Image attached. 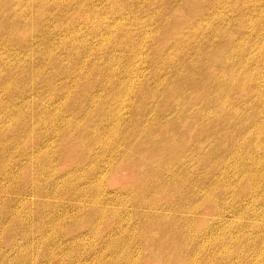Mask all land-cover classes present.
<instances>
[{
	"label": "rangeland",
	"instance_id": "374dc122",
	"mask_svg": "<svg viewBox=\"0 0 264 264\" xmlns=\"http://www.w3.org/2000/svg\"><path fill=\"white\" fill-rule=\"evenodd\" d=\"M0 264H264V0H0Z\"/></svg>",
	"mask_w": 264,
	"mask_h": 264
}]
</instances>
